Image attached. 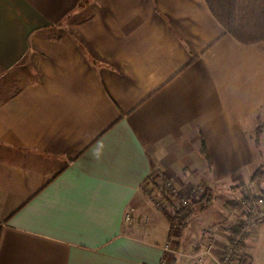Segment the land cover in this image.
Instances as JSON below:
<instances>
[{
	"label": "crops",
	"instance_id": "crops-1",
	"mask_svg": "<svg viewBox=\"0 0 264 264\" xmlns=\"http://www.w3.org/2000/svg\"><path fill=\"white\" fill-rule=\"evenodd\" d=\"M262 167L264 42L205 0H0V264H180L146 181L248 189L232 219Z\"/></svg>",
	"mask_w": 264,
	"mask_h": 264
},
{
	"label": "trees",
	"instance_id": "trees-1",
	"mask_svg": "<svg viewBox=\"0 0 264 264\" xmlns=\"http://www.w3.org/2000/svg\"><path fill=\"white\" fill-rule=\"evenodd\" d=\"M210 11L218 22L225 29L227 34L233 36L237 41L252 45L264 42V0H205ZM261 128L256 131V140L258 142ZM202 151L206 160L211 164V157L207 152L205 144ZM264 182V167L259 168L251 177L249 185L260 184ZM244 188L245 185L240 186ZM163 198L169 205V211H163L170 222V239L175 230H178L180 237L183 236L188 220L199 213L205 212L213 203L212 195L207 193L201 195L199 190L186 194H177L176 201H173L169 195L162 193ZM260 201L263 203L260 204ZM187 202V205H183ZM244 204L232 203L233 207L244 212L248 219H242L232 229V237L229 239L230 248L235 252L246 246V240L253 232L248 222L257 220L259 211L264 210V191L254 198L247 197L243 200ZM262 219L256 224H260ZM177 248H179L177 246ZM237 249V250H236ZM228 254V251H225ZM235 257V256H234ZM234 259V258H233ZM236 264H252L249 255H242Z\"/></svg>",
	"mask_w": 264,
	"mask_h": 264
},
{
	"label": "rangeland",
	"instance_id": "rangeland-1",
	"mask_svg": "<svg viewBox=\"0 0 264 264\" xmlns=\"http://www.w3.org/2000/svg\"><path fill=\"white\" fill-rule=\"evenodd\" d=\"M153 176L154 175L146 181L141 190L142 198L145 203L149 205L147 206V210L151 211V209H155L162 213L163 211H169L171 213L169 205L163 198L161 192L169 195L173 201H176L177 195L174 194L172 188L168 187L167 183L161 185L156 184ZM233 182L237 184L247 183L248 179H239ZM248 192V189L236 193L227 190V188H219L217 190L213 207L207 212L193 216L190 219L188 228L184 232V237L182 239L181 257L179 258L180 264H188L189 262H192L190 259L192 254L191 251L199 242H203V246L199 247V251H202L204 260H206L203 264H222L224 262L226 257L225 251L230 248L229 237L224 235V230L229 232L232 237V229L240 222V220H247L248 216H245L243 211L231 206L233 217H231L232 219H229L226 215L227 212L225 211L226 209H224L223 203L231 199H237L240 201L241 197L248 194ZM224 212L226 213V216L223 215ZM128 215L130 216V219L127 221L128 224L133 223L134 220L137 219L135 217L134 208L130 209ZM262 221L263 222L258 225V228L255 231L253 230L249 235L246 240V246L239 250L236 249L237 251L234 252L235 257L233 256L234 259L232 260V264H236L239 258L244 254L251 257L252 264H264V218ZM164 223L165 225H168V222L165 220ZM221 225H226V227H220ZM219 227V234H221L220 238L217 237ZM210 238H212L213 241L210 242Z\"/></svg>",
	"mask_w": 264,
	"mask_h": 264
},
{
	"label": "built area",
	"instance_id": "built-area-1",
	"mask_svg": "<svg viewBox=\"0 0 264 264\" xmlns=\"http://www.w3.org/2000/svg\"><path fill=\"white\" fill-rule=\"evenodd\" d=\"M167 185H168V187L172 188V186L169 183ZM172 191L174 192L175 195H177L178 192H176L173 188H172ZM203 193L204 192L201 190L200 191V194H203ZM241 203L244 204L243 201H241ZM262 203L263 202L260 201V204H262ZM183 205L184 206L187 205V202H183ZM262 218H264V212L262 210H260L259 211V216H258L257 220H253V221L248 222V224L250 225V227H253L254 231L258 228V224H256L257 221L260 220V219H262ZM129 219H130V216L127 215L126 216V220L128 221ZM165 250L166 251H171L172 250L171 245L170 244L166 245ZM227 251H228V254L227 255L225 254L226 257H225V260H224V262L222 264H232L233 263L232 260H233V256H234V252L235 251L233 249H231V248H229Z\"/></svg>",
	"mask_w": 264,
	"mask_h": 264
}]
</instances>
